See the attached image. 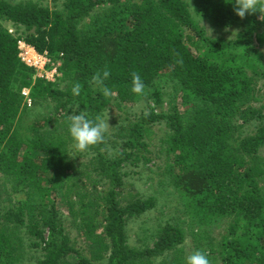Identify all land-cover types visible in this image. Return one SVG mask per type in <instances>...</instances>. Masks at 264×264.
Listing matches in <instances>:
<instances>
[{"label": "trees", "instance_id": "1", "mask_svg": "<svg viewBox=\"0 0 264 264\" xmlns=\"http://www.w3.org/2000/svg\"><path fill=\"white\" fill-rule=\"evenodd\" d=\"M193 10L215 27L237 29L239 37L206 36L187 0H64L56 9L0 0V171L12 176L0 181V264H22L18 233L24 227L32 246L43 244L36 264H94L108 249V264H144L178 249L186 234L182 220L165 223L152 248L131 247L127 221L154 206L155 198L130 191L121 195L122 163L151 161L141 153H151L144 140L153 134L150 122L165 114L150 110L124 125L123 146L137 152L123 149L106 163L100 151L105 139L79 154L87 156L92 149L96 156L78 163L67 147L69 104L76 101L90 118H103L110 104L119 108L139 97L131 92L133 73L142 77L147 93L153 86L157 105L162 104L156 86L160 78L176 83L180 93L166 117L173 132L157 154L164 155L168 179L183 194L194 240L206 239L208 246L199 250L213 254L208 256L216 259L214 264H264V151H259L264 148V103L262 109L241 108L263 98L254 83L264 80V14L239 18L229 0H194ZM20 39L59 61L61 88L33 79L34 70L18 57ZM105 70L110 72L104 82L109 96L92 82L95 72ZM75 83L81 85L79 96L71 93ZM24 88L34 101L52 100L47 104L51 112L39 119H22L21 113L16 121L26 106ZM236 117L242 119L238 125ZM251 119H259V125L240 138L238 127ZM93 171L109 179L105 196L97 194L100 181ZM21 184L30 186L21 190L27 199L15 202ZM51 192L70 203L69 194L79 196L83 207L77 228L89 240V257L69 244ZM49 201L51 207L45 208ZM227 217L226 233L214 243L212 225ZM97 226L109 242L94 233Z\"/></svg>", "mask_w": 264, "mask_h": 264}, {"label": "rangeland", "instance_id": "2", "mask_svg": "<svg viewBox=\"0 0 264 264\" xmlns=\"http://www.w3.org/2000/svg\"><path fill=\"white\" fill-rule=\"evenodd\" d=\"M9 3H22L27 1H33L34 3L40 4L42 6H46L50 9L61 8L64 0H6ZM189 2V10L193 18L197 21V23L204 29L205 35L209 36L208 30L211 29V37H232V32L237 29L234 28H218L215 27L210 21L206 20L203 17H200L196 11L193 10L194 7V0H187ZM9 28V26H8ZM11 28V27H10ZM206 28V29H205ZM13 29V28H11ZM53 59V58H52ZM53 62V61H52ZM56 66L59 65V61L55 63ZM249 71V70H248ZM57 74L54 76L53 82L54 87L61 88L63 85L61 79V72L59 69L56 70ZM249 75L252 72H248ZM45 80V79H44ZM48 82V80H45ZM255 90L258 96L259 91V98L263 97L260 100H250V102H246L242 105L241 108H246L247 106H251V108L260 109L262 104L264 103V80L257 79L255 81ZM156 86L159 87V90L162 92V104L157 105L153 100V96L151 97V93L154 88L150 85L148 88V92L145 96L137 97V99L131 103H123L120 107H116L114 104H110L108 109L105 110L103 118H106L107 114V124L109 127L105 132V146L100 150L103 154L105 163L108 160H112V158L117 156L118 151L127 150V152H137L136 148H126L123 146L125 136L122 133V127L129 123V121L136 120L142 115L143 113H147L150 110H154L156 113L165 114V117L156 120L155 122H150L153 125V134L150 139H145L144 141L148 142L146 150H149L151 153H146L143 149L141 151L142 155H148L151 157V161L148 163H144L142 161H137L134 164L130 163L129 161L123 162V167L121 168V175L122 180L124 181V187L122 189V194L125 195L127 191L130 193H136L138 197L144 199L148 197L155 198V205L152 206L150 209L144 211L141 215L136 217H131L128 219L126 224V236H127V243L131 247H135L138 250L146 251L147 248H152L157 244L159 241V232L165 223H178L181 220L184 223H181V227L185 230V237L184 240L177 245L174 250L165 251L163 254L159 256H152L151 258L147 259V262H151L152 264H185L186 258L191 255L193 252L199 250L200 248L205 249L208 245L205 243L206 239L203 240H194V236L190 233L189 228H192L189 225L190 218L187 216L186 208L184 206L185 199L182 196V192L177 189L176 186L173 185L172 182L168 179V174L166 173L165 167V157L163 154L158 155L157 153L160 151L159 149L162 146H165L164 140H167L170 135L172 134V125L171 122L166 118L172 112L173 109L171 105L175 104L174 102L180 101V97L178 96V88L176 87V83L168 81L167 78H160L158 82H156ZM155 86V87H156ZM16 88V87H15ZM52 102L49 98L45 100H28L24 98L25 103V110L23 112H18L17 120L21 117L22 119L33 118L39 119L47 113L51 111L48 109L47 104ZM79 105V110H85L83 107L80 106L79 103L72 102L68 106V113L69 115L76 114L73 110L76 109V106ZM23 107H21L22 109ZM262 109V108H261ZM264 113V109L261 111ZM88 113V112H87ZM20 116V117H19ZM102 118V119H103ZM234 123L237 125L242 122V119L234 118ZM259 119H251L247 122H243L240 127L237 129V135H240V138L254 133L257 126L259 125ZM26 126V125H25ZM67 147L70 152V156H75L77 159L76 163L79 161H86L90 156H96V152H93L90 149L89 154L87 156H82L75 150L73 142L71 141L70 137H67ZM261 152L264 151L263 147L259 148ZM88 151V150H87ZM106 151V152H105ZM107 153V154H104ZM264 155V152H263ZM119 169V168H117ZM100 166L98 171H100ZM93 175L99 179L98 185V192L97 194L105 196L107 189L110 187V183L108 182V177H103L98 174L96 171H93ZM12 176H7L2 171H0V181L2 179H11ZM17 180V178H16ZM7 185L11 186V180L6 181ZM48 184L45 183V186ZM86 186L89 188L90 185L87 184ZM33 187V184L31 185ZM20 190L13 194L15 202L19 199H25L26 195L21 190H27L30 188L28 185L21 184L18 186ZM182 189V188H181ZM24 190V191H25ZM73 193V191H71ZM53 198L55 197L56 203L54 206L57 208L58 211V220L61 224L63 229V233H67L71 238L70 245H74V248H77L81 255L89 257L90 253L88 252V242L89 240L85 237L84 231L78 230L77 226L81 222L80 215L82 207L80 202H78L79 196L74 194H69L71 203L69 201H65L63 198L58 196L57 192H51ZM27 199V198H26ZM51 199V198H50ZM89 200V199H88ZM52 202L46 205L45 208H50ZM72 208V209H71ZM71 209V210H70ZM97 219L100 220L101 217L97 216ZM27 220V219H26ZM216 225H212V229L210 231V235L214 236V243L218 242L223 234L226 232V223L231 220V217L220 219ZM223 222V223H222ZM187 224V225H186ZM211 227V226H210ZM209 227V228H210ZM21 232H19V237H21V260L22 264H36L37 257H41L43 251L40 249L43 244L40 246H32L33 239L30 238L26 233V228H21ZM83 233V234H82ZM96 235H101L105 240L110 241L109 237L103 234V227L97 226L94 230ZM48 234V230L45 228L43 233L44 237L46 238ZM14 236V237H13ZM12 236L13 243L16 244L18 242L15 241V234ZM98 238V237H97ZM101 239V238H99ZM199 242V243H198ZM201 245V246H200ZM31 246V247H30ZM214 247H216L214 245ZM109 249L103 253V256L99 259L93 261L94 264H108L109 259ZM208 250H206V254L210 257H213V254H208ZM75 253V254H74ZM71 252L72 258L78 255V252ZM208 256V257H209ZM78 257V256H77ZM143 259V258H142ZM145 259V258H144ZM144 259L140 262H144ZM210 259V258H209ZM146 260L144 264L147 263ZM216 263V259L211 261V264ZM220 263V262H218ZM112 264H115L113 262Z\"/></svg>", "mask_w": 264, "mask_h": 264}, {"label": "clouds", "instance_id": "3", "mask_svg": "<svg viewBox=\"0 0 264 264\" xmlns=\"http://www.w3.org/2000/svg\"><path fill=\"white\" fill-rule=\"evenodd\" d=\"M229 2L233 4V11L239 18H244L246 15L254 13H259L260 17L264 14V0H229ZM207 30L209 37H211V29ZM234 33L237 37H239L237 31L234 30L232 35ZM109 75L110 72L105 70L103 72L97 71L92 76V82L99 87L104 96H109L111 94V90L104 83L105 80L108 79ZM35 78L39 77H33V79ZM146 87L147 85L142 77L138 73H133L131 77V92L137 96L143 97L147 94ZM71 93L73 96H79L81 93V85L79 83H75L71 88ZM23 97L25 98L24 95ZM73 111L76 114L68 115L67 131L71 141L73 142L75 150L83 152L88 150L91 146L102 143L105 138V132L109 127L106 122L107 114L106 118L103 119L100 117L90 118L86 111L79 110V105H77L76 109ZM185 264H211V261L206 253L197 250L186 258Z\"/></svg>", "mask_w": 264, "mask_h": 264}, {"label": "built area", "instance_id": "4", "mask_svg": "<svg viewBox=\"0 0 264 264\" xmlns=\"http://www.w3.org/2000/svg\"><path fill=\"white\" fill-rule=\"evenodd\" d=\"M17 47L18 57L21 62L34 70L33 77H39L48 81L54 79L59 65H55L56 62L49 58L50 56L47 55V52H38L34 46L26 43L23 39L18 40ZM29 92V89L22 90V94L28 100H30Z\"/></svg>", "mask_w": 264, "mask_h": 264}]
</instances>
